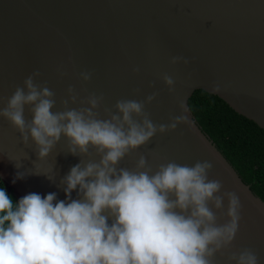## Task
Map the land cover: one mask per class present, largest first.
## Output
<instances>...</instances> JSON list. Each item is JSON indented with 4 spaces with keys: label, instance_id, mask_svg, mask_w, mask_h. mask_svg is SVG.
Listing matches in <instances>:
<instances>
[{
    "label": "water",
    "instance_id": "obj_1",
    "mask_svg": "<svg viewBox=\"0 0 264 264\" xmlns=\"http://www.w3.org/2000/svg\"><path fill=\"white\" fill-rule=\"evenodd\" d=\"M180 54L193 62L173 65L171 58ZM61 65L68 73L64 77L57 71ZM137 66L138 74L133 72ZM35 71L41 73L36 83H46L55 93L53 111L62 110L70 85L81 98L103 94V106L110 108L117 100L142 101L158 92L145 110L154 123L167 124L170 116L181 114V101L189 107L193 94L202 90L264 130V0H0V109ZM82 71L93 73L89 82L79 78ZM164 74L173 77V92ZM214 81L222 89L229 86L227 91L213 93ZM188 116L192 128L182 124L157 134L119 167L135 169L140 154L153 172L168 161L189 166L211 162L209 179L220 180L221 193L235 192L242 204L233 246L217 253L215 264H235L228 260L231 251L245 248L253 249L264 264V202L241 180L191 111ZM25 118L32 119L28 107ZM67 151L62 136L49 156L39 159L31 141L25 147L18 131L0 117V180L15 201L29 193H56L58 200H65L61 179L80 159L99 160L95 154L79 157ZM18 172L26 174L17 179ZM45 174H56L55 182ZM77 193H71L72 199L79 198ZM227 205L225 199L222 210L213 208L219 223L228 219Z\"/></svg>",
    "mask_w": 264,
    "mask_h": 264
},
{
    "label": "clouds",
    "instance_id": "obj_2",
    "mask_svg": "<svg viewBox=\"0 0 264 264\" xmlns=\"http://www.w3.org/2000/svg\"><path fill=\"white\" fill-rule=\"evenodd\" d=\"M170 62L188 66L193 58L180 54ZM57 71L61 77L68 74L63 65ZM133 72L138 74L140 67ZM40 75L35 71L23 86L15 87L0 117L18 131L25 147L31 141L39 159L49 156L63 136L68 153L95 154L99 160L80 159L61 179L65 200H58L56 193H29L14 201L0 187V264H215L217 253L232 248L242 204L235 192L221 193L220 180L209 179L211 162L189 166L168 161L153 172L140 154L135 169L119 167L130 152L149 144L157 134L175 131L182 124L192 128L186 102L179 103L180 115L170 116L167 124H156L145 108L158 92L142 101L120 99L110 108L103 106V94L81 98L70 85L62 110L53 111L55 93L46 83H36ZM92 76L91 71L79 73L85 83ZM162 78L173 92V77ZM211 87L219 93L229 86L222 89L214 81ZM77 102L80 107H69ZM26 107L31 120L25 118ZM25 174L18 172L17 179ZM55 176L47 175L53 182ZM77 189L79 198L72 199ZM225 199L228 219L219 223L213 208L222 210ZM228 260L259 264L251 248L231 251Z\"/></svg>",
    "mask_w": 264,
    "mask_h": 264
},
{
    "label": "trees",
    "instance_id": "obj_3",
    "mask_svg": "<svg viewBox=\"0 0 264 264\" xmlns=\"http://www.w3.org/2000/svg\"><path fill=\"white\" fill-rule=\"evenodd\" d=\"M189 109L241 180L264 202V130L217 96L202 90L193 94ZM0 187H4L1 180Z\"/></svg>",
    "mask_w": 264,
    "mask_h": 264
}]
</instances>
